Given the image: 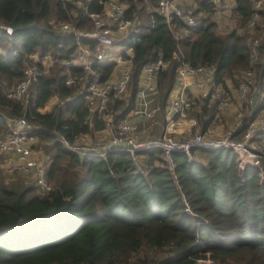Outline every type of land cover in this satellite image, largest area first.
<instances>
[{
    "label": "trees",
    "instance_id": "1",
    "mask_svg": "<svg viewBox=\"0 0 264 264\" xmlns=\"http://www.w3.org/2000/svg\"><path fill=\"white\" fill-rule=\"evenodd\" d=\"M106 1L0 0V25L13 27L12 34L0 28V133L10 131L9 118L31 120L35 133L51 141L48 177L54 182L53 190L41 196L23 178H0V264H264V155L262 168L243 169L228 148H200L193 161L175 151L172 169L162 150L152 146L135 152L140 170L127 148L105 156L83 154L58 139L63 135L74 144L84 135L95 138V132H110L134 116L143 69L157 59L166 63L154 93L161 109L171 101L183 63L214 67L216 85L234 98L226 80L238 88L239 75L256 70L260 103L233 133V138L244 136L264 109V37L257 57L252 54L253 40L264 32V9L255 8L254 0H235L233 15L240 26L255 31L250 34L237 26L220 30L212 13L228 0L184 6L194 10V24L177 16L168 21L157 10L159 0H119L134 23L114 45L122 44V57L131 59V78L126 94L111 91L107 107L99 111L85 99V87L67 83L69 75L85 70L64 61L76 56L79 45L92 50L101 45L59 25L92 29L91 14L101 12ZM32 53L56 60L32 83L27 100L7 97V89L33 62ZM36 64L43 67L41 61ZM116 66L115 61L94 65L102 82ZM198 104L205 114H217L218 101L206 98ZM255 138L264 139V131Z\"/></svg>",
    "mask_w": 264,
    "mask_h": 264
},
{
    "label": "built area",
    "instance_id": "2",
    "mask_svg": "<svg viewBox=\"0 0 264 264\" xmlns=\"http://www.w3.org/2000/svg\"><path fill=\"white\" fill-rule=\"evenodd\" d=\"M219 4L222 0H214ZM255 8L264 9V0H254ZM157 10L167 17L168 21L172 17L182 18L188 24L195 23L194 10L192 7H184L177 0H159ZM93 28L90 30H78L75 25L69 22H63L59 25L60 29L75 33L77 36L93 37L101 47L92 50L89 46L79 45L76 56L64 61L68 66L79 65L85 71L81 75H69L67 83H79L85 87V99L95 109L102 111L107 107L109 93H115L123 96L126 94L131 78V59L119 56L117 63H121L120 75L116 79L100 81V72L94 67L96 63H105L111 61L113 53L111 51L115 38L118 33L127 31L133 22L125 17V6L119 0H107L104 8L99 13H92ZM255 18H258L257 15ZM254 22H251L253 25ZM264 25V23L262 24ZM7 34L13 33V27L0 25ZM264 32L256 36L252 43L253 57H257L256 46L263 40ZM33 62L24 69V75L21 80L7 89L6 95L13 99L27 100L29 97V88L41 75L46 73L54 64L55 58L51 54L40 56L37 53L30 54ZM41 61L43 67H39L36 62ZM166 65L162 59H157L145 65L142 74L141 87L143 91H155L157 88V77L162 67ZM214 67L197 66L193 67L183 63L176 75L177 85L175 93L168 104L172 116L167 120L165 130L160 137L150 141H141L139 137V127L137 122L126 119L109 134L100 135L91 140L84 139L78 143L70 144L62 135L58 137L69 149L83 154H97L105 156L114 149H129L133 154L135 164L142 170L136 159L135 152L139 149L158 147L163 152V158L166 165L174 168L175 162L173 153L175 151L184 152L189 160H196L199 157L200 148H228L232 150L237 163L243 169L248 167L262 168L261 157L264 155V139H256V134L264 131V116L250 121V128L241 140L233 138V133L243 126L242 119L234 125V130L224 136L207 135L201 131L189 129L182 137L173 136L169 129H178L181 126L182 119L189 115L194 107L198 106L199 100L209 98L210 101H218V113L224 109L230 102V96L224 97V92L215 83ZM198 75L195 81L189 78ZM191 86H197L201 89L199 97L191 95L189 89ZM238 93L235 96L241 104H255L254 109L258 107L260 101L256 94L259 91L256 70H247L240 78ZM227 109V108H226ZM160 110L157 104L153 107H147L142 110L135 108L131 111L133 115L143 118H152ZM264 111V109H263ZM218 115V114H217ZM10 131L0 133V170L4 175L11 176L17 174L28 175L33 179L37 192L41 195H47L53 190L54 186L48 177L49 163L45 157L36 158L34 147L39 136L35 133V124L24 115L9 118ZM108 122V126H110ZM45 158V159H44ZM1 192V189H0ZM191 212V210L188 208Z\"/></svg>",
    "mask_w": 264,
    "mask_h": 264
},
{
    "label": "crops",
    "instance_id": "3",
    "mask_svg": "<svg viewBox=\"0 0 264 264\" xmlns=\"http://www.w3.org/2000/svg\"><path fill=\"white\" fill-rule=\"evenodd\" d=\"M181 5L183 6H195L197 4V0H177ZM227 6L224 7L223 9H220V11H217L216 9L215 12L212 13L213 18L216 17V20L218 21L219 26L223 27L222 30H228L230 27L233 26H237L234 23V18L232 17L233 13L237 16L235 7H236V2L235 0H228L226 1ZM218 8V7H217ZM224 14V15H223ZM215 20V19H214ZM145 19L140 18L139 17V23L140 24H144ZM133 22V21H132ZM134 23V22H133ZM120 33H118L117 39H119ZM116 39V41H117ZM113 56H112V60L111 61H117V58L119 56H122V53L124 51L123 45L122 44H116L112 47L111 49ZM128 55H132L133 51L131 49H128L127 51ZM120 66L121 63H117V66L115 68V70L112 72L110 79H116L118 78L120 75L119 71H120ZM198 79V76L195 77H191V81H195ZM226 86L228 88V91H230L232 93V95L236 96L238 93L237 87L233 84V82L231 81V79H227L226 80ZM220 88H222L220 86ZM176 90V86L173 88V90L171 91L170 94V99H172L174 93ZM141 91H143L142 87H140V90L138 92V94L136 95V99H135V108H138L140 110L147 108V107H153L156 105L157 103V99H156V95H154L155 91H144L142 94L140 93ZM189 93L191 95H194L196 97H199L201 94V89L198 88L197 86H191L189 89ZM231 105L233 106L234 104L231 103ZM230 107L226 110V112L222 115L223 118H217L218 117V110L216 109V115L215 116H210L205 114V111L203 110L202 106H196L194 109H192L189 112V115L182 119V123L181 126L178 129H169V133L172 134L173 136H177V137H182L185 135L186 131L189 129H200L201 132L206 133L207 135H213L212 132L214 131V123L216 120L220 121V123H218V125H216L215 127L217 128V130H225L227 132H232L234 130V124H235V113L237 111L236 114H239L238 110H234V108H236V105L234 106V108ZM234 110V111H233ZM172 116L171 111L169 110V108L166 106L164 108H160V110H158L154 117L152 118H143L140 116H132L130 119L131 120H137L138 123V127H139V137L141 141H149L150 139L154 138L155 136H161L165 130V126H166V122L167 120ZM136 122V121H135ZM216 130V131H217ZM107 132H109L108 130H103V131H98L95 132V135L97 133V135H104ZM236 132V131H235ZM236 134V133H234ZM94 135V136H95ZM84 138L88 139V138H92L93 136L91 135H84ZM243 136H236L234 138H242ZM45 139H41L39 137V141H44ZM37 141V143L35 144L34 147V155L36 158L38 157H49V155L44 156V154L42 153L41 147H39V142ZM39 151V152H38ZM39 154V155H37Z\"/></svg>",
    "mask_w": 264,
    "mask_h": 264
},
{
    "label": "rangeland",
    "instance_id": "4",
    "mask_svg": "<svg viewBox=\"0 0 264 264\" xmlns=\"http://www.w3.org/2000/svg\"><path fill=\"white\" fill-rule=\"evenodd\" d=\"M218 10L217 11H220V9H222L221 7L219 8H217ZM224 15V14H223ZM232 17L234 18V23L237 25V27L240 29V33H250V34H252V32L253 33H255V31H248V29H247V27L246 26H240V20H239V18H237L236 16H234V15H232ZM214 19H216V17L214 18ZM223 27H221L220 28V30L222 29ZM116 39V38H115ZM120 72V71H119ZM120 74V73H119ZM243 74H245V72H242V74H240L239 76H240V78L243 76ZM119 76V75H118ZM240 78H237V79H239L240 80ZM229 95V94H228ZM228 95H225L224 94V97H227ZM229 96H231V95H229ZM238 99V98H237ZM236 98H234L233 96H231V100H230V102L228 103V105L224 108V109H222V110H220L219 111V113H218V117L217 118H223V114L226 112V110L230 107V105H231V103H233L234 105L232 106L231 105V108H234V106L236 105V108H234V110L236 111V110H238V112H239V114H236L237 113V111H236V113H235V124L236 123H238V121L239 120H243V117L245 116V115H247L248 113H249V111H252L253 109H254V107H255V104H252V105H245V104H241V102L239 101V100H237ZM56 98L52 101V103H55L56 102ZM52 105V104H51ZM199 105V104H198ZM249 107V108H248ZM227 108V109H226ZM233 110V111H234ZM264 116V111L262 110L258 115H257V118L258 119H260L261 117H263ZM130 119V118H129ZM132 119V118H131ZM133 121H136L137 122V120H134L133 119ZM218 123H220V121H218V120H216L215 121V123H214V131L212 132V134L214 135L213 137H216V136H224V135H226L228 132L227 131H225V130H217V128L215 127L216 125H218ZM138 124V123H137ZM234 124V125H235ZM217 130V131H216ZM113 131V129L112 130H110V132H107L106 134H104L103 136H105V135H107V134H109V133H111ZM193 131H201L200 129H194ZM100 136V135H99ZM98 137V136H97ZM94 139V138H93ZM87 140H91V138H88ZM238 140H241V138H238ZM84 141V139H82V142ZM39 142H41V143H39V147H41V150H42V153L44 154V156H47V155H49L48 153H47V145H51V141H47V140H44V141H39ZM39 152V151H38ZM45 154H47V155H45ZM37 155H39V154H37ZM40 156V155H39ZM46 159H47V162L48 163H50V158H51V154H50V156L47 158V157H45ZM44 158V159H45ZM0 174H1V176H0V178H2V177H4V179H5V181H9V180H13L14 179V177H16L15 179H17V178H23L24 179V182L25 183H27V184H32V185H34V181H33V179H31L28 175H24V174H17V175H19V176H17V175H11L12 177H8L7 175H4L3 174V172L0 170ZM1 180V179H0ZM52 182V184H53V186H54V182L53 181H51ZM201 261V260H200ZM202 261H204V260H202ZM203 264H212V262L210 261V260H206V261H204V263ZM221 264H223V263H221Z\"/></svg>",
    "mask_w": 264,
    "mask_h": 264
}]
</instances>
